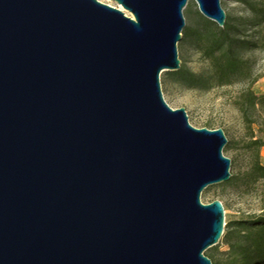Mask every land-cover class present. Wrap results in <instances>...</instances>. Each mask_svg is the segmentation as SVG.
Listing matches in <instances>:
<instances>
[{
	"label": "water",
	"instance_id": "95a60500",
	"mask_svg": "<svg viewBox=\"0 0 264 264\" xmlns=\"http://www.w3.org/2000/svg\"><path fill=\"white\" fill-rule=\"evenodd\" d=\"M111 1L0 0V264H212L224 236L226 136L161 89L190 0Z\"/></svg>",
	"mask_w": 264,
	"mask_h": 264
},
{
	"label": "rangeland",
	"instance_id": "374dc122",
	"mask_svg": "<svg viewBox=\"0 0 264 264\" xmlns=\"http://www.w3.org/2000/svg\"><path fill=\"white\" fill-rule=\"evenodd\" d=\"M97 1L123 11L111 0ZM221 6L236 32L233 49L221 47L222 28L190 0L178 44L181 68L161 75V89L168 106L184 109L192 127L221 129L226 136L231 179L201 197L204 205L219 201L225 209L224 236L207 255L212 264H241L228 242L244 234L243 223L264 215V0H221ZM250 93L252 105L246 103Z\"/></svg>",
	"mask_w": 264,
	"mask_h": 264
},
{
	"label": "trees",
	"instance_id": "16d2710c",
	"mask_svg": "<svg viewBox=\"0 0 264 264\" xmlns=\"http://www.w3.org/2000/svg\"><path fill=\"white\" fill-rule=\"evenodd\" d=\"M235 33L231 22L227 18L225 27L221 29L223 38L221 47L226 46L228 51H231L234 46L233 35ZM249 95H247L246 103L252 105L255 98L251 93ZM249 98H252L253 101L251 102ZM261 171L264 172V169ZM242 226L244 234L236 240V243L231 240L228 242L231 250L240 255L241 264H264V215L256 220L243 223ZM229 237L230 233L228 232L226 238L229 239ZM208 251L205 255L212 261L211 257L207 255Z\"/></svg>",
	"mask_w": 264,
	"mask_h": 264
}]
</instances>
